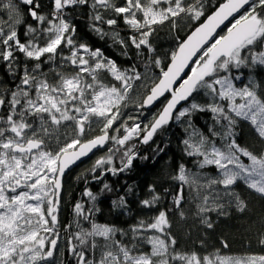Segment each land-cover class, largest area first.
<instances>
[{
  "label": "snow or ice",
  "instance_id": "obj_1",
  "mask_svg": "<svg viewBox=\"0 0 264 264\" xmlns=\"http://www.w3.org/2000/svg\"><path fill=\"white\" fill-rule=\"evenodd\" d=\"M51 2V13L42 14L38 0H19L27 7L26 13L16 0H0V13H7V19H0V66H6L7 75L14 79L19 73V83L0 93V108L5 109L0 114V264H44L53 258L60 241L63 176L78 161L107 148L91 172L99 171L100 176L123 173L138 156L134 139L148 144L171 121H190L195 112H210L213 124L203 133L189 122L191 131L182 141L184 151L199 158L198 169L214 166L217 175H197L180 164L173 177L180 182L174 207L181 208L187 186L195 192L196 215L212 228L208 214L224 213L220 187L223 196L241 211L245 202L231 191L237 182L264 197V151H251L236 136L237 126L245 122L264 142V82L253 78L264 72V0H223L211 14L204 11L203 0ZM72 7L89 9L90 28L101 39L110 35L114 44L131 45L138 54L154 53L150 37L157 26L168 22L175 28L181 16L196 25L185 38H178L166 68L159 57L150 60L160 71L158 76L146 78L137 66L122 70L101 49L78 44L76 26L67 12ZM105 13L114 16L105 18ZM26 16L32 24L25 25ZM118 19L130 30L127 39L119 31L104 29V25L113 29ZM21 26L25 28L24 42L19 35ZM222 26L227 31L220 35ZM17 54L33 62L32 66L21 62ZM49 63L56 66L55 83L42 71V65ZM242 70L249 74L247 82L241 79ZM107 77L110 83L105 82ZM141 81L145 94L142 102L134 103L139 115H126L131 94ZM166 95L170 97L167 102L149 123L142 124V110ZM198 95L207 97V103H197L194 97ZM93 125L99 126V134L86 138ZM61 128H70L71 134L61 135ZM117 156L118 167L114 163ZM111 191L107 183L99 193L85 189L83 196L92 207L85 210L81 202L74 205L77 230L72 232L71 225L65 228L69 232L67 251L77 264H264V255L222 256L217 251L201 257L196 252H175L167 210L131 226V243H125L116 238L118 233L127 236L123 229L92 218L99 211L95 206L98 197ZM149 191L155 190L149 186ZM159 200L154 194L140 203L153 208ZM112 203L126 207L123 196ZM260 243L264 245V239ZM142 244L150 250L144 251ZM97 251L98 259L88 258Z\"/></svg>",
  "mask_w": 264,
  "mask_h": 264
},
{
  "label": "trees",
  "instance_id": "obj_2",
  "mask_svg": "<svg viewBox=\"0 0 264 264\" xmlns=\"http://www.w3.org/2000/svg\"><path fill=\"white\" fill-rule=\"evenodd\" d=\"M189 3L193 0H188ZM218 2L223 0H203L204 11L211 14L218 6ZM20 11L27 12V7L19 4L16 0ZM40 4L39 12L49 14L52 11L51 0H38ZM117 3L123 4V0H117ZM68 16L72 23L76 26L75 39L78 44L83 43L91 49L99 48L103 51L106 57L111 58L123 70L131 66H137V70L145 75L149 73L151 77L159 75V69L150 63L151 59L159 57L165 68L169 62L171 51L176 47L178 38L183 39L196 25L195 21L188 19L186 16H181L176 21V26L173 28L171 23H164L162 26H157L154 34L150 37L153 54L142 52L138 54L137 50L129 45L124 48L120 44H114L111 36H105L103 39L90 28L89 9L83 7H72L67 9ZM113 13H105V18H113ZM207 17L205 16L204 19ZM0 19H7V13H0ZM203 20L200 21L202 23ZM234 22V21H233ZM24 23L32 24L30 17H25ZM227 26H230L228 24ZM106 32L119 31L120 36L127 39L130 35V30L124 25L122 19H118V24L113 29H109L104 25ZM25 28L19 27V35L22 42L25 41ZM227 31L225 26L220 35ZM21 62H26L22 55H19ZM29 67L32 66L31 61H27ZM22 66V65H21ZM147 68V71H146ZM63 70V69H61ZM43 73L48 77L50 83H55L56 66L49 63L42 65ZM241 77L243 82H247L249 74L247 70H242ZM236 74H240L237 72ZM19 75V73H18ZM17 77L14 79L7 75V67L0 66V93H4L6 89H13L15 84L19 83ZM148 75V76H149ZM258 82H264V72L254 76ZM106 83L111 82V78L105 79ZM150 82V81H149ZM239 83V82H238ZM142 92L140 100L145 94L141 88V82L136 85L134 92ZM133 93L129 100V107L125 109L126 115H139L134 106L136 101L132 99ZM169 97L163 98L155 107L150 110H142L143 116H140L142 124L150 122L154 113H157L165 104ZM197 103H207L208 98L203 95L194 97ZM184 106V105H182ZM5 109L0 108V114H4ZM189 122L198 132L207 133L209 126L213 124L212 115L210 112H195L192 114L190 121L182 118V121H171L169 125L159 130L148 144H142L136 138L132 141L136 145L138 153L131 168L123 173L112 175L106 173L100 176L99 171L91 172V168L95 160L104 156L107 148L97 151L89 159L83 161L65 177L63 182L61 204L59 208V229L60 241L53 258L48 264H77L76 258L67 251L66 237L69 234L65 225H71V231L77 230L75 221L78 219L74 213V205L81 202L85 205V210L92 207L87 197L83 196L85 189L91 190L93 193H99L105 183L112 188L111 192H105L98 197L96 207L98 212L93 213L92 218L103 224L114 225L118 229H123L127 236L117 234V239L123 240L125 243H131L130 227L137 224L140 220L150 221L160 210L168 211V219L170 223L169 231L175 238L176 244L174 251L177 253L196 252L199 256L215 254L219 251L222 256H247V255H264V245H261V239H264V197L258 193L248 189L242 182H237L231 189L237 193L245 202L243 211L237 209L234 203H231L227 196H223V188L219 191L222 194L221 202L225 205L224 213L211 212L208 214V219L212 223V228H208L201 223L200 218L196 215V201L194 200L195 192L187 186L183 189L184 201L181 208L177 210L173 205V197L180 191V182L174 180L173 177L177 174V169L180 164H184L188 170L197 175L201 172L204 176L215 177L217 175L214 166H206L203 170L198 169V157H189L184 151L182 141L189 135ZM99 126L92 127L86 138H91L99 134ZM217 130L219 126H217ZM61 135L65 133L71 134L70 128H61ZM236 136L238 143L248 147L253 152L264 151V142L256 135L248 123L241 122L236 128ZM219 139V138H218ZM111 147V144L108 145ZM159 149H163L160 151ZM115 166H120L119 156L116 157ZM99 176L98 180H94L93 176ZM149 186L155 190L149 191ZM131 189V191L129 190ZM159 195L160 200L153 208H145L140 201L150 199L152 195ZM123 196L126 201V207H114L113 201H118L119 197ZM180 211L184 212L181 217ZM82 226L89 227L87 222L81 221ZM227 244V247L224 245ZM144 251H149L150 246L142 244ZM89 259H98L99 251L95 256L91 253ZM173 264H181L180 261H175Z\"/></svg>",
  "mask_w": 264,
  "mask_h": 264
},
{
  "label": "water",
  "instance_id": "obj_3",
  "mask_svg": "<svg viewBox=\"0 0 264 264\" xmlns=\"http://www.w3.org/2000/svg\"><path fill=\"white\" fill-rule=\"evenodd\" d=\"M203 23V22H202ZM225 26H222V29L224 28ZM221 29V30H222ZM221 30H219V33H220V31ZM178 86V85H177ZM167 96V95H166ZM165 96V97H166ZM165 97H163V98H165ZM163 98H161L157 103H155L154 104V106H152L150 109H152L153 107H155ZM170 98V97H169ZM167 102V101H166ZM165 102V103H166ZM150 109H145V110H150ZM99 150H102V149H98V150H94L91 154H89V156L88 157H85V158H82L80 161H78L74 166H72L71 167V169L70 170H68V171H66V173L64 174V176H63V181H62V184H63V182H64V179H65V177H66V175L71 171V170H73L76 166H78L80 163H82L83 161H85V160H87V159H89L94 153H96L97 151H99ZM63 188V187H62Z\"/></svg>",
  "mask_w": 264,
  "mask_h": 264
},
{
  "label": "rangeland",
  "instance_id": "obj_4",
  "mask_svg": "<svg viewBox=\"0 0 264 264\" xmlns=\"http://www.w3.org/2000/svg\"><path fill=\"white\" fill-rule=\"evenodd\" d=\"M242 14V13H241ZM238 18V17H237ZM145 75H146V78H149V77H151V75H149V73H145ZM149 75V76H148ZM150 81V79L148 80V82ZM144 83V81H141V88H143L142 87V84ZM144 89V88H143ZM142 93V92H141ZM140 92H133V97H132V99H133V101H137L139 98H140V94H141ZM96 126H98V125H93V127H96ZM52 259V258H51ZM50 259V260H51ZM50 260H48V261H46V262H44V264H48V262H50Z\"/></svg>",
  "mask_w": 264,
  "mask_h": 264
}]
</instances>
